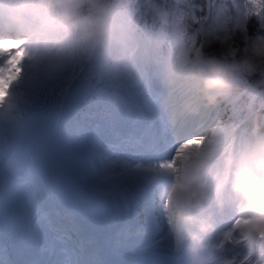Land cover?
Wrapping results in <instances>:
<instances>
[{"label": "rangeland", "instance_id": "374dc122", "mask_svg": "<svg viewBox=\"0 0 264 264\" xmlns=\"http://www.w3.org/2000/svg\"><path fill=\"white\" fill-rule=\"evenodd\" d=\"M3 4L4 3L0 1V5ZM135 36L137 38V35ZM133 42H135V40H133ZM99 46L100 45H80L72 48L76 53H79L80 56H83L86 52L87 58L89 59L87 66L82 67L75 73H73V69L76 68L74 63L69 70H63L57 67L56 58H53V56H55L53 54L54 51L48 55H38L26 50L27 54L24 55V59L20 63L21 71L15 81L6 84L4 75H0V123L6 122L9 124L8 127L2 126V128L6 127L4 130L0 127V160L5 156L13 160L17 158L22 159L24 165V170H21L22 174L31 170L33 160L30 157L34 154H36L39 159L45 158L53 161L51 163V168H45L48 174L53 171V175L50 176L52 179L50 188L60 192L62 206L69 209L73 214H75L73 201L62 196V193L65 191L62 174H66L65 176L69 179L72 178L75 172L78 171V162L76 159L72 158L73 160H70L67 157H69L70 154L73 157H75V154L82 157H90L97 153V151L93 148L90 150H86L85 148L83 151L82 147V149H75V153L68 154L67 148L71 146L69 140L61 142L66 139V136L63 134L65 127L68 125L74 126V134H76L78 129L76 124L83 127L82 125L84 123L88 125L86 132L90 135L92 134L91 128L99 130L101 124L108 126V120L111 117L120 116V118L124 117L129 120L131 118L126 114L131 116H136L137 113L145 114L148 111L147 107H149L151 111H157V105L148 98L145 92L143 81L145 78L149 77L151 78L150 81L152 84L161 90L165 99H159L160 103L161 101L166 103L168 92L166 82H170L165 68H163L164 72L163 69L153 72L154 69L163 65L167 61V58H165L164 62L159 66L155 67L153 65H148L144 70L135 60L136 43H130L128 40L126 41L116 34L114 40L105 42L103 49L98 48ZM72 49H70V52ZM24 51L25 49L19 48V50L15 52V56L19 57L23 55ZM56 51L60 54L64 52L67 53V51ZM192 52L193 56L199 59V54H197L195 50ZM229 54L233 56L234 53L230 51ZM202 63L203 62H200V64ZM0 64H3V57H0ZM49 69L50 71L46 73V76L53 74V80H50L49 77L40 76L42 72ZM176 72L180 75L184 73V71L180 69L176 70ZM71 73H73V75L69 78ZM85 83L89 85V90L86 94L82 91V85ZM189 90H195L194 84L192 87H187L183 95ZM54 92H63L65 96L61 100L54 97V99L50 100L49 104H46V98L49 96L53 98L55 95ZM183 95L179 97V93L177 94L175 92L170 106L168 107L167 103L164 104L168 112H172V115L177 111L175 104H179L178 101L189 96ZM194 97L195 95L190 97L188 101L191 102ZM66 100L69 101L66 102ZM149 101H151L150 104ZM226 101L229 102V104L233 103L229 97H227ZM24 102L30 104L34 108H23L21 105ZM223 104L226 103L224 102ZM104 105H106V109ZM188 106L189 103L182 105L178 109L185 110ZM251 106L249 103L247 104L248 108ZM115 107L116 109L112 110ZM215 108L218 107L213 104L208 111L215 110ZM161 109L163 110L162 107ZM208 111L203 110L204 113ZM195 113L196 109H193L190 115L186 112L187 117L185 123L188 121L193 125L194 122L199 121L198 124L193 126L194 130L203 129V131L200 132L202 133L200 134L201 138L207 137V140L205 141L204 149L201 154H194L191 159H197L196 162H200L197 170L201 175L204 174L206 170L207 164L204 163V160L208 156H212L213 159L217 160V164H215L214 167L221 172H218V174L214 172L212 176L213 181L211 178V181H209V179L204 184L205 190L212 193L220 189L221 183H230L232 179L234 165L233 161L230 162L228 158V156L231 155V151L224 150L227 148L230 127L227 126V121H225V126H222L219 123H213L210 119H202L195 115ZM104 114L106 116L102 119V115ZM176 116H178L176 120L179 122L184 121V118L180 115ZM260 118L264 120V114H262ZM94 120H96L97 123H95ZM60 135H62V137H60ZM97 135H99V132ZM58 136L59 138H57ZM76 139L77 137L75 135L74 141H76ZM78 139H80L81 143L84 138L79 137ZM22 141L29 145V148L26 150L24 149V151L21 149L23 144ZM99 143L100 142L96 141L93 144L100 149L101 145ZM86 145L92 144L89 142L86 143ZM12 147L14 148L12 149ZM215 147H221L216 156L213 154L214 151H216ZM24 152L25 155H23ZM239 154H236L234 158H237ZM48 156L50 157L48 158ZM106 158H109L106 164V171H104L107 175L112 174L118 179H121L126 186V190L127 187H129L134 193L146 197V195L142 193L145 192V186L149 183V176H144L142 173L151 170L152 165L136 164V162H130L123 158H118L115 155L112 157L111 152H108ZM66 163L67 167L65 165ZM68 166H70L69 170ZM202 167L204 168L202 169ZM189 173L191 174V170ZM177 176L179 178L181 176L183 179L185 172L181 171L177 173ZM81 182L86 186L84 179H82ZM13 188L19 190V188H26V186L22 183H15ZM83 189H85V187ZM98 192L100 193L95 194L101 195L104 198L106 197L110 202L123 204L121 196L120 198H116L118 194L116 188L111 187L104 181H102L101 185L98 187ZM11 198L12 196L9 195L6 198L9 206H11L9 204ZM163 201V204L167 202L168 206L171 203L170 197L167 196L162 202ZM244 224H248L247 219ZM235 225L230 224L225 231L235 227ZM240 233H243L241 239H244L257 235L262 237L264 232L261 231L260 233H256L244 227ZM222 235L223 234L216 239L214 242L215 244L212 246L220 250V258H223L224 254L227 253L223 250L227 242L223 245L220 243ZM237 240L238 239L233 240L232 244L237 245L241 242L247 244L245 241L237 242ZM253 258H255V256H253Z\"/></svg>", "mask_w": 264, "mask_h": 264}, {"label": "clouds", "instance_id": "9594fccd", "mask_svg": "<svg viewBox=\"0 0 264 264\" xmlns=\"http://www.w3.org/2000/svg\"><path fill=\"white\" fill-rule=\"evenodd\" d=\"M112 0H5L0 6V50L23 48L38 55L68 51L80 45H102L116 38ZM85 5L88 10H85ZM22 42V43H21ZM7 57H3V62ZM264 62V35H256L243 60L211 57L194 65V88L207 104H215L231 87L237 73H248ZM2 65V64H0ZM0 75H3L0 73ZM253 118V139L233 161L230 190L248 206L249 231H264V133ZM187 144L197 143L188 140ZM166 194L201 207L202 194L182 180H174ZM177 218L195 223L199 232L212 228L210 217L195 218L178 210ZM193 239H198L194 233Z\"/></svg>", "mask_w": 264, "mask_h": 264}, {"label": "bare ground", "instance_id": "6f19581e", "mask_svg": "<svg viewBox=\"0 0 264 264\" xmlns=\"http://www.w3.org/2000/svg\"><path fill=\"white\" fill-rule=\"evenodd\" d=\"M153 92L156 94L157 91L156 89H153ZM162 96V94H159ZM159 96V97H160ZM53 108V107H52ZM166 111V109H164ZM166 114V112H164ZM2 126L8 127L9 124L6 122L0 123V127ZM6 127L2 128L4 130ZM206 130V129H205ZM194 131V127L191 125V134ZM203 129L197 130L194 134V136L200 137ZM176 131L174 133L177 134ZM126 136H129L130 134L125 133ZM173 135V136H174ZM172 135L170 136L172 141L170 144V147L168 148V151L165 153L167 154L164 158H161V160L153 161V168L158 169L156 170H151L148 172V175L150 177V182L147 185V191L149 190L152 191V187L154 188V191L156 190L157 192L159 191V196L155 199V202H157L155 205L151 202H146L141 200L142 196H138L136 193H134L132 190H130L129 187H127V190L125 189V184L118 179L117 177L113 176L112 174L107 175L104 172V161L102 160L103 157H99L94 154V157H90L88 159H80L78 164V171L75 172V174L72 176V178H67L65 175L62 176V180L65 185V191L63 195L67 198L73 201L74 204V211L75 215L81 221V225L83 226H88V230L90 233L95 234L99 237L98 231H102V233L106 234L107 233V225H109L111 222L120 227L122 224L127 223V221L123 220V218H120L122 212H127L130 216H135L136 209L134 208L135 206H141V201L145 202L143 204L144 207L140 209L139 215L143 216L142 222L145 227V230L140 233L139 239L143 237V241H145L143 244H147L146 246L149 245H154L156 243H159L160 246L168 247L171 249L179 248L181 245L185 244V238L187 232H185V227L186 225L183 224H178L177 231H179V237H180V242L179 244L176 243L175 238L172 237V233L168 237H164L163 234L161 233V229H159V226L161 224L167 231L169 230L167 221L165 216L168 218V212L173 211L172 209L167 206L166 211L163 212L164 204L162 203V200L167 196L171 197L169 194H166V189L169 186L171 182L174 180H180L182 179L181 176L180 178L177 176V173H174L170 167H161V164H167L168 160L171 158L172 153L175 149L176 144L179 142L180 139H182V136H177L175 135L173 137ZM190 140V139H189ZM197 143H199V140H197ZM167 144V143H166ZM28 146L23 143V149H27ZM147 155L149 154H154L153 151L148 150L146 153ZM25 155V153H23ZM35 163V171L33 172V175L30 177L32 181H39V178L42 175V171L45 169V162L43 159H39L36 154L30 157ZM104 159V158H103ZM197 159H191L192 163V170H193V176L188 177L190 174H187L184 176L182 180L186 179V183H188L194 190H197L199 192H204L203 187H201L202 184V179L203 175L200 176L197 174L196 167L195 165L198 164L196 162ZM16 162L14 160L10 159V157L6 156L0 160V167L6 166L8 167L9 171V180L8 183L5 185L0 186V191L3 192V198L0 199V243H4V241H23L25 242L26 240H33L36 243H39V245H42L44 243V237L42 233V229L40 228V225L38 224V219L41 220L43 219V216H40L36 214L37 216L35 219L33 217V214L35 210H41L40 208L47 207L48 206V211L52 209L53 213H56V215L59 216V218H63V214L61 215L60 211V203H59V197H56L55 191L51 190L49 187L44 186V183H40L41 188L44 191V195H47V198L51 200V202H47L45 200L40 201L38 200L36 194L31 195L29 192H26L24 190L19 189L16 193L13 194V198L10 200V205H7V200L6 195L4 192L9 193L13 192L10 188V183L12 181V178L16 181V178L23 179L21 174L19 173V170L22 167H14ZM157 164V165H156ZM77 167V168H78ZM163 168V169H162ZM17 172L16 175L13 176V174ZM187 177L189 178L187 180ZM29 178V177H28ZM28 178L24 179V182H28ZM84 179L86 182V186L81 182V180ZM104 181L105 183L109 184L111 187L116 188L118 191V194L116 198H121L123 199V204H118L114 202H110L109 200L106 199V197H102L101 195L95 194V193H100L98 192V187L101 185V182ZM201 183V184H200ZM197 185H199L197 187ZM85 187V189L83 188ZM88 187V188H87ZM157 187V188H156ZM38 188V189H39ZM37 189V188H36ZM27 195L26 199H24L23 195ZM94 193V194H93ZM207 193V192H206ZM145 194V193H144ZM205 194V193H204ZM226 195L225 198H230V201L233 203L232 209H231V214L230 217L227 221H229L232 218L233 212L236 210L234 207V203L242 202V199L239 197L235 198L236 195L233 193L226 194V192L222 191L221 193L219 192V196H224ZM216 193L212 194L211 202L213 206H216L217 203L214 200V196ZM172 198V197H171ZM173 201L179 203V205L185 206V201L183 198H176L173 196ZM47 199V200H48ZM146 199V198H144ZM210 203V201H208ZM160 204V205H159ZM208 206V205H207ZM60 211V212H58ZM196 210L187 212L188 214L194 216H198L195 213ZM38 212V211H37ZM204 212V211H202ZM221 210L219 209V213ZM212 215H215V213L211 212ZM222 214V212H221ZM221 216V215H218ZM173 220V219H172ZM232 222V221H231ZM245 224L240 223L239 225L235 226V234H234V239H237L243 235V233H240V231L244 228ZM113 227V226H111ZM110 227V228H111ZM171 227V225H170ZM172 228V227H171ZM211 230V229H210ZM208 230V231H210ZM225 232V229H222ZM181 231H184L185 233H181ZM264 232V231H262ZM204 233V232H203ZM92 234V235H93ZM257 235V234H256ZM6 237V238H5ZM188 241H186L187 243ZM209 244V243H206ZM59 249V243H56L54 245V248ZM191 247V245L189 246ZM236 249L232 253H227L224 257L223 260H220V253L217 249L214 250V252H211V255L209 258L221 261L223 264L227 261V264H242L243 257L248 253V243L244 244L241 242L240 244H237ZM198 251L193 254L195 258L197 259L194 264H208L207 261V254L208 249L206 248V245L203 246V243L198 244ZM54 259L57 264H62V257L64 256V250H59L55 251L54 253ZM220 263V262H219Z\"/></svg>", "mask_w": 264, "mask_h": 264}, {"label": "snow or ice", "instance_id": "6c2138e0", "mask_svg": "<svg viewBox=\"0 0 264 264\" xmlns=\"http://www.w3.org/2000/svg\"><path fill=\"white\" fill-rule=\"evenodd\" d=\"M232 5V9L228 5ZM233 10L234 14H233ZM163 13L168 16H178L181 19H187L191 22L193 28H198L203 24L214 21H223L229 23L236 21L238 26L242 24L243 33L248 32V19L251 16L258 17L260 27L264 28V0H243V4H239L237 0H207V4L203 7H189V8H171L167 0H129L128 8L125 10V15L132 23L133 29L137 34L136 38V63L144 70L148 65L159 66L164 62L166 56L173 55L177 52V43L184 39L181 31L171 30L165 31L163 28L158 27L156 14ZM22 43V42H21ZM19 50L7 49L0 50V57H7L3 64L0 65V73L4 75L5 83L10 84L18 78L21 71L20 63L26 55L24 54L16 57L15 52ZM195 50L197 54L203 52L204 42L196 41L195 43L185 44L183 54L188 55ZM168 89L166 103L168 107L173 100L174 93L185 91L176 82H166ZM241 95L247 97L249 105L255 103L256 100V87L249 85L246 80L240 82ZM89 90V85L85 83L82 85V91L86 94ZM241 110L233 106H220L215 110H210L204 114L202 119L207 118L212 120L213 123H219L227 126L232 130V141L225 151L234 148L237 142L243 139L242 125L243 121L239 119ZM183 138L176 144L171 158L167 164H161V167H170L174 173L181 171L188 172L192 169L191 157L194 154H201L204 149L207 137H197L191 134V124L188 123L184 126L183 130L177 132ZM191 139L194 141L199 140V143L187 144L186 142ZM167 202L162 209L166 211ZM169 230L173 234L175 230L170 227V220L165 216ZM246 223L244 216L237 217L233 224ZM235 234V227L225 231L220 241L221 245L224 243H232ZM175 241L177 244L180 242L178 232H175ZM248 243V253L243 257L242 264H264V237L255 236L238 239ZM255 256V258H253Z\"/></svg>", "mask_w": 264, "mask_h": 264}, {"label": "trees", "instance_id": "16d2710c", "mask_svg": "<svg viewBox=\"0 0 264 264\" xmlns=\"http://www.w3.org/2000/svg\"><path fill=\"white\" fill-rule=\"evenodd\" d=\"M171 8H189V7H203L207 4V0H167ZM239 4H243V0H237ZM129 0H112V9L114 12L113 21L116 30H120L121 25L126 18L125 10L128 8ZM228 7L232 9V5ZM85 10L87 6L85 5ZM233 10V14H234ZM156 20L158 27L163 28L166 32L171 30L181 31L184 35V39L177 43V52L173 55L166 56L169 60V65L176 64L182 67L188 74L189 80H191V69L194 65L200 64L207 58L217 57L223 58L228 57L229 52L232 51L234 54L231 58L237 61L243 60L246 55V49L256 35H264V28L260 27V21L258 17L251 16L248 19V32L243 33L242 24L238 26L236 21L225 23L221 21H214L207 24H203L198 28H193L191 22L187 19H181L178 16H168L163 13L156 14ZM121 32V31H120ZM196 41L204 42V50L199 53V59L191 54H183L185 44L195 43ZM72 56V57H71ZM57 67L63 70H69L74 64L76 66L73 69V73L77 72L81 67L87 63L88 58L85 53L80 56L79 53H73L70 55H56ZM63 63V65H62ZM74 63V64H73ZM46 70L40 74V76L49 77L53 80V74L46 76L49 73ZM73 74L69 75L71 77ZM172 81L176 82L179 86H187L189 80L185 78L171 77ZM246 80L249 85L256 87V100L250 108L247 107L248 98L242 97L240 82ZM56 88V87H54ZM53 88V89H54ZM234 103L229 105L241 110L239 118L243 121V139L239 140L236 144V149L244 148L253 139V118H257V123L260 125L259 131L264 133V120L260 118L264 114V62H260L258 67L251 69L248 73H237L231 78V87L227 91ZM54 96H59L58 92H54ZM51 97V96H50ZM49 97V98H50ZM232 141V130L230 128V139ZM237 150V153L238 151Z\"/></svg>", "mask_w": 264, "mask_h": 264}, {"label": "water", "instance_id": "95a60500", "mask_svg": "<svg viewBox=\"0 0 264 264\" xmlns=\"http://www.w3.org/2000/svg\"><path fill=\"white\" fill-rule=\"evenodd\" d=\"M6 179H7L6 170L5 168H2L0 171V185L4 184Z\"/></svg>", "mask_w": 264, "mask_h": 264}]
</instances>
